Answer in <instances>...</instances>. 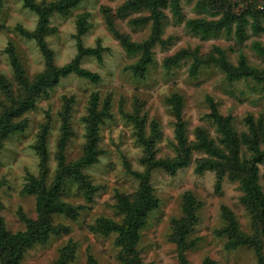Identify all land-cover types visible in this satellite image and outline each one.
Segmentation results:
<instances>
[{
  "label": "rangeland",
  "instance_id": "rangeland-1",
  "mask_svg": "<svg viewBox=\"0 0 264 264\" xmlns=\"http://www.w3.org/2000/svg\"><path fill=\"white\" fill-rule=\"evenodd\" d=\"M154 1L0 0V264H264V0Z\"/></svg>",
  "mask_w": 264,
  "mask_h": 264
},
{
  "label": "trees",
  "instance_id": "trees-1",
  "mask_svg": "<svg viewBox=\"0 0 264 264\" xmlns=\"http://www.w3.org/2000/svg\"><path fill=\"white\" fill-rule=\"evenodd\" d=\"M134 2H135V4L136 5H138V6H152V5H154V3H156L154 0H134ZM141 48V46L140 47H137V48H135V49H133L132 47H129V46H127V51L129 52V53H132V52H134V51H136V50H138V49H140ZM144 48V47H143ZM142 48V49H143ZM145 49V53H148V48L146 47V48H144ZM143 60H145V62L148 60L147 59V56L145 55V57L143 58ZM145 62H143L142 64H144ZM247 72V73H246ZM245 73L247 74V75H250V76H252V77H254V78H256L257 80H261L260 78H259V75H258V72L256 71V70H253V69H249V68H246L245 69ZM94 161V155H91L90 154V156H88V157H86V158H84L83 159V163L84 164H89L90 162H93ZM79 175V174H78ZM80 176V178L82 179L83 177L81 176V175H79ZM84 183H85V185H87V183L84 181ZM53 197V194H52V191L50 192V193H48V197H47V200H48V205H50L51 203H50V201H52L53 200V202L56 200V198H53V199H51L50 200V198H52ZM44 201V200H43ZM59 204V207H60V209H62L63 208V210L64 209H66L65 207V205H64V203H58ZM69 207H67V209H68ZM141 206L140 205H135V206H132V209H129V211H128V217H127V219H126V222H127V224H132L133 222H135L136 220H137V217L138 216H140V214H141ZM100 222L102 223V228H103V231L104 232H106V233H110V232H121L122 230H123V227H120L119 225H117V224H115V223H113V222H110V221H108V220H106V219H101L100 220ZM131 222V223H130ZM1 225V224H0ZM137 227L134 225V223L132 224V226H131V230L130 229H128L129 230V233L127 234L128 236H129V234H130V236H132V237H136V229ZM0 229H1V227H0ZM126 232V231H125ZM3 235L1 234V231H0V240L3 238L2 237ZM124 237V235L122 234V238ZM124 242V241H123ZM125 244H127L126 246L129 248V246L131 247L132 246V244H130V243H128L127 242V239H126V241H125Z\"/></svg>",
  "mask_w": 264,
  "mask_h": 264
}]
</instances>
